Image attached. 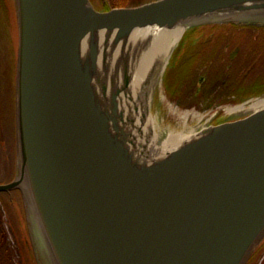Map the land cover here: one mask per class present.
<instances>
[{
    "label": "water",
    "instance_id": "obj_1",
    "mask_svg": "<svg viewBox=\"0 0 264 264\" xmlns=\"http://www.w3.org/2000/svg\"><path fill=\"white\" fill-rule=\"evenodd\" d=\"M10 1L16 173L0 191H20L36 263L248 264L264 240V105L156 151L152 97L131 80L145 29L264 27V0Z\"/></svg>",
    "mask_w": 264,
    "mask_h": 264
},
{
    "label": "flooded vegetation",
    "instance_id": "obj_2",
    "mask_svg": "<svg viewBox=\"0 0 264 264\" xmlns=\"http://www.w3.org/2000/svg\"><path fill=\"white\" fill-rule=\"evenodd\" d=\"M93 1V0H92ZM6 28L8 33L6 35ZM264 28V27H262ZM260 26H228L227 29H206L188 33L187 40L180 42L175 71L165 76V95L181 105H190L210 111L209 121L223 119V104L238 103L264 94V29ZM10 30V31H9ZM16 29L9 15L3 14L0 5V151L6 143L12 149L2 155L0 183L9 182L14 175V81L16 61ZM260 48V49H259ZM175 50L173 53H175ZM172 53V54H173ZM171 63V59H170ZM169 63V64H170ZM170 89V90H169ZM260 93H255L258 90ZM192 104V105H191ZM221 104V105H220ZM226 112V111H225ZM12 124V133L7 129ZM10 171L12 173L10 174ZM7 176V177H6ZM1 178H3L1 180ZM9 202L14 204L15 194L7 192ZM20 195L17 192L16 198ZM22 209V208H21ZM13 210V208H12ZM1 218V217H0ZM9 223L18 228L17 236L25 233V224L19 217L16 222L7 214ZM2 220V219H1ZM23 228V229H22ZM1 235V234H0ZM19 237V238H20ZM21 240V239H20ZM27 248L26 241L21 242Z\"/></svg>",
    "mask_w": 264,
    "mask_h": 264
},
{
    "label": "bare ground",
    "instance_id": "obj_3",
    "mask_svg": "<svg viewBox=\"0 0 264 264\" xmlns=\"http://www.w3.org/2000/svg\"><path fill=\"white\" fill-rule=\"evenodd\" d=\"M203 26H208L207 29H211V26L213 25ZM183 29L184 26L182 25H178L171 29H160L156 31L145 29L140 35V49L137 58L134 61L131 80L133 96L137 102H149L155 89L160 87L163 67L173 44L179 39ZM260 51H264V46L261 47ZM246 105L253 108L262 106L264 105V98L255 99L246 104H240L226 109L230 112H234L236 110H242L243 107L246 108ZM125 110H127V108ZM189 116L196 117L199 121L201 120L200 114L184 113L182 114V118L185 119L184 127H182L183 129H172L168 131L164 137L159 133L160 124L156 122V119L153 117H149L147 123L148 125H151L147 128L145 127L147 126L146 124L143 128L145 127V130H150L153 135L151 139L152 149L154 147V150L156 151H163L180 142L183 138H186L187 134L193 131V129H190L186 123ZM156 128L158 129L157 131Z\"/></svg>",
    "mask_w": 264,
    "mask_h": 264
},
{
    "label": "rangeland",
    "instance_id": "obj_4",
    "mask_svg": "<svg viewBox=\"0 0 264 264\" xmlns=\"http://www.w3.org/2000/svg\"><path fill=\"white\" fill-rule=\"evenodd\" d=\"M108 1L107 0H93V4L95 7L101 8L102 5ZM10 31V30H9ZM8 33V30L6 28V35ZM187 38L183 39V42H185ZM180 46L175 50V53L171 56V63L166 68V73L168 76H171L173 72L175 71L174 67L176 64V57L179 54ZM264 57V53H263ZM162 78V75H161ZM165 86L163 83V80L161 79V85L160 87L156 88L151 102L149 104L150 106V114L151 117L156 119V122L160 124V130L159 133H161V136L164 137L168 131L172 129L182 130L184 127V118H182V114L184 113H195L197 115H201V120L197 119L196 117L189 116L186 120L187 126L190 129H194L195 127L199 126L200 124H205V121L208 120L211 116V114L215 111H218L216 108H213L210 111H203V109L198 108H191L190 105H179L177 104L173 98H169L165 95ZM192 105V104H191ZM221 105V104H220ZM221 113V115H223ZM228 114H225L224 116H227ZM7 129L11 131L12 133V124L8 122ZM158 129L156 128V131ZM11 142V140H10ZM8 141V145L6 143L5 148H3L4 152L1 154L0 151V163H2L3 154H9V152L12 151L10 148ZM12 145V142H11ZM12 171H10V174ZM7 177V176H6ZM3 178H1L2 180ZM15 194V203L9 205L8 212L13 217V220L16 222H20L17 218L21 220V222H24V213L21 209L20 200L16 198L17 191H13ZM7 196V193L0 192V197L5 198ZM19 202V203H17ZM3 206H0V210L2 211V218H0V264H25V257L22 253V245L19 242V236H17L16 241V233H18V229L15 228L13 225L9 223V219L7 218V213L5 212ZM13 208V210H12ZM6 209V208H5ZM7 211V210H6ZM1 219L3 221V224L1 223ZM20 222V223H21ZM23 229V228H22ZM16 232V233H15ZM23 234L26 236V233H24V230L22 231ZM19 249V250H18ZM12 257V260L10 259ZM32 263V262H31ZM257 264H264V252L261 254V256L258 259Z\"/></svg>",
    "mask_w": 264,
    "mask_h": 264
},
{
    "label": "trees",
    "instance_id": "obj_5",
    "mask_svg": "<svg viewBox=\"0 0 264 264\" xmlns=\"http://www.w3.org/2000/svg\"><path fill=\"white\" fill-rule=\"evenodd\" d=\"M9 2L6 3L4 2V0H0V5H1V8L4 9V12H6V6H7V10L9 12V14L11 13L13 18H14V13H13V8H12V4L10 3L11 1L8 0ZM107 2H105L101 8H104V9H109V8H112V7H117V6H135V5H139L143 2H146V1H150V0H107ZM6 4V5H5ZM228 26H233V27H237L239 26L238 24L236 23H232V24H229V25H213L211 26V30H217V29H227ZM208 26H198V27H194V28H191L189 29V32H199V31H202V30H205L207 29ZM262 28V27H261ZM264 29V28H262ZM170 90V89H169ZM261 91H263L262 89L261 90H258L257 92H255L256 94L257 93H260ZM181 105H185V103H182ZM1 206V205H0ZM0 217L2 218V211L0 210ZM1 223L3 224V221L1 220ZM2 231V230H1ZM0 231V232H1ZM23 246V245H22ZM23 248V247H22ZM28 248H29V255L28 257L25 258V264H37L35 259H34V256L31 252V248L29 247L28 245ZM19 250V249H18ZM264 252V240L263 242L261 243V245L256 249V251L253 253V255L251 256L248 264H257L258 262V259L259 257L261 256V254ZM23 253V252H22ZM10 259L12 260V257H10ZM32 262V263H31Z\"/></svg>",
    "mask_w": 264,
    "mask_h": 264
}]
</instances>
